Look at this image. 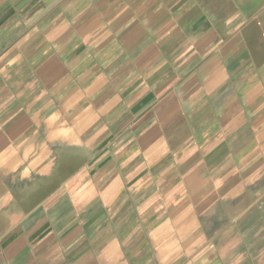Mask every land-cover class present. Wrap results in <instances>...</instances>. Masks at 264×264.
<instances>
[{
  "label": "crops",
  "instance_id": "1",
  "mask_svg": "<svg viewBox=\"0 0 264 264\" xmlns=\"http://www.w3.org/2000/svg\"><path fill=\"white\" fill-rule=\"evenodd\" d=\"M0 264H264V0H0Z\"/></svg>",
  "mask_w": 264,
  "mask_h": 264
}]
</instances>
